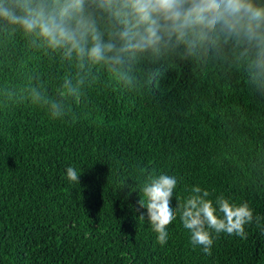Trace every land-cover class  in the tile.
<instances>
[{"label": "trees", "instance_id": "obj_1", "mask_svg": "<svg viewBox=\"0 0 264 264\" xmlns=\"http://www.w3.org/2000/svg\"><path fill=\"white\" fill-rule=\"evenodd\" d=\"M98 23L107 40L106 13ZM123 71L131 84L0 22V264H264V219L246 238L213 232L207 255L179 214L158 243L139 204L166 174L173 208L199 186L264 218V92L218 61L126 58ZM53 103L66 114L51 118Z\"/></svg>", "mask_w": 264, "mask_h": 264}, {"label": "clouds", "instance_id": "obj_2", "mask_svg": "<svg viewBox=\"0 0 264 264\" xmlns=\"http://www.w3.org/2000/svg\"><path fill=\"white\" fill-rule=\"evenodd\" d=\"M100 12L110 20L107 40L99 27ZM0 22L18 26L66 57L75 53L80 60L102 64L128 84L132 79L123 71L126 58L167 57L243 69L252 90L264 92V0H0ZM32 95L34 102L40 99L35 89ZM48 113L53 119L66 114L57 103ZM66 174L70 182H80L73 167ZM176 186V177L162 174L150 176L142 187L139 204L147 209L161 245L167 243V228L177 214L191 244L207 255L212 254L213 232L246 238V225L264 219L254 216L247 202L236 204L220 196L214 203L199 186L173 208Z\"/></svg>", "mask_w": 264, "mask_h": 264}]
</instances>
